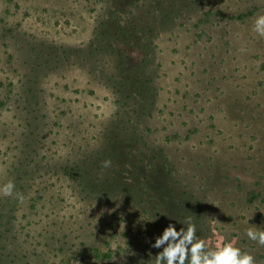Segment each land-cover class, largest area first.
I'll list each match as a JSON object with an SVG mask.
<instances>
[{"label": "rangeland", "instance_id": "rangeland-1", "mask_svg": "<svg viewBox=\"0 0 264 264\" xmlns=\"http://www.w3.org/2000/svg\"><path fill=\"white\" fill-rule=\"evenodd\" d=\"M151 8L174 16L162 26ZM259 15L264 0H0V186L15 184L12 196L0 194V264H155V238L169 223L186 228L189 218L211 248L233 242L264 264V247L246 235L264 230ZM134 23L154 34H137ZM99 34L112 56L91 47ZM39 54L45 59L35 77L25 60ZM143 61L158 93L146 121L150 145L164 146L177 179L195 195L182 211L163 194L159 170L150 186L162 203L155 217L148 199L133 203L126 188L95 198L65 169L83 149L105 143L117 110L112 82ZM30 77L42 89L36 123L45 147L28 163L14 146L26 124L21 80ZM13 129L18 137H3ZM99 178L92 184L107 189L111 182Z\"/></svg>", "mask_w": 264, "mask_h": 264}, {"label": "trees", "instance_id": "trees-1", "mask_svg": "<svg viewBox=\"0 0 264 264\" xmlns=\"http://www.w3.org/2000/svg\"><path fill=\"white\" fill-rule=\"evenodd\" d=\"M159 10L151 8L148 14H154L156 16L155 23L158 21L163 26L170 17L174 16V13L171 10L168 12H159ZM176 19L180 20L178 17ZM149 24L155 25L154 22ZM132 25V29L136 30L137 34H142L147 38H151L154 34V27L143 28L136 23ZM104 37L105 34H99L95 39L96 43L91 47H96L102 54L112 56L113 51L105 43ZM44 59L45 55L43 54H39L36 59L32 60L26 58L25 61L31 65L33 76L38 77V69L42 66L41 63L38 65L37 61ZM145 63L146 61H143L142 66H136L129 72L125 70L119 73L113 80L112 88L117 95V110L105 130V143L99 146L98 150L83 149L81 156L72 161V165L66 166L65 169L69 171L68 175L76 180L77 188L91 193L95 198L102 194L112 196L113 190L118 192L120 188H126L130 192L129 196L133 203L138 202L144 206L148 199L150 208L146 209L147 213L155 217L156 211L161 210L162 203L155 200V196L150 192V186L159 170L164 172V176L161 178L165 180V187L161 189L163 194L166 195L165 197L179 201L182 211L186 207L185 201L193 200L195 195H192L191 190L187 189L188 184L183 186L177 179V166L166 156L164 146L152 147L150 145L149 138L154 129L146 121L152 117V113L149 111L156 104L158 93L154 83L155 76L148 69L146 70ZM159 68L160 66L154 72L159 71ZM21 84L30 96L28 95V98L23 101L26 124L20 127V134L23 137L14 146V149L17 154L22 155L25 161L31 163L35 158H40L39 150L45 147V144L42 143L44 136L41 134L43 132L36 123L39 117L42 118L38 105L42 89L38 88L39 80L33 81L31 77L24 81L21 80ZM32 99L35 101L31 102ZM2 130L0 129V134L3 132ZM6 134H3V137H8V135L18 137L20 135L15 129ZM139 154L144 156L141 157ZM104 161H111V165L107 168L103 167ZM47 163L46 168L57 172L56 163L50 161ZM36 169L40 170L41 168L36 167ZM91 173L96 175L95 178L87 176ZM101 176L105 178L103 179L105 182H111L108 183L107 189H99L105 187L104 185L92 184L96 178L100 179ZM146 195L149 198H146Z\"/></svg>", "mask_w": 264, "mask_h": 264}, {"label": "clouds", "instance_id": "clouds-1", "mask_svg": "<svg viewBox=\"0 0 264 264\" xmlns=\"http://www.w3.org/2000/svg\"><path fill=\"white\" fill-rule=\"evenodd\" d=\"M253 30L259 37L264 38V15L256 17ZM110 165L111 161L103 163L105 168ZM14 191L15 184L12 180L0 186V194L5 197L12 196ZM17 198L23 202L22 194H17ZM185 223L187 227H181L179 230L169 223L162 234L155 238L151 247L160 249L155 255V264H256L252 254L243 252L233 242H222L214 249L211 248L204 239L197 237L196 226L190 218ZM246 235L264 247V230L249 228Z\"/></svg>", "mask_w": 264, "mask_h": 264}]
</instances>
